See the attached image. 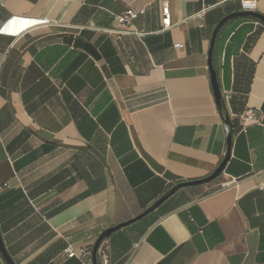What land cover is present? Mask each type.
I'll list each match as a JSON object with an SVG mask.
<instances>
[{
    "label": "crops",
    "instance_id": "crops-1",
    "mask_svg": "<svg viewBox=\"0 0 264 264\" xmlns=\"http://www.w3.org/2000/svg\"><path fill=\"white\" fill-rule=\"evenodd\" d=\"M245 1L0 0V231L17 264H92L103 231L219 167L209 51ZM213 64L240 128L230 159L111 235L108 264H264V23L229 20ZM248 110L260 122L241 130Z\"/></svg>",
    "mask_w": 264,
    "mask_h": 264
},
{
    "label": "water",
    "instance_id": "water-1",
    "mask_svg": "<svg viewBox=\"0 0 264 264\" xmlns=\"http://www.w3.org/2000/svg\"><path fill=\"white\" fill-rule=\"evenodd\" d=\"M237 17H253V18L261 21L262 23H264V16L263 15L258 14L255 11H243L242 10L239 12H234V13L229 14L226 17H224L218 23V25L216 26V28L213 32V35H212L211 46H210V51H209V58H208V66L210 69L211 85H212L213 94H214L217 106L220 110V113H221V115H222V117L226 123L227 129H228V140H227L228 151H227V154H226L224 160L221 162L219 167L212 174L207 176L206 178H203L200 180L185 181V182H180V183L175 184L162 197H160L154 204H152L149 208L144 210L141 214H139L135 218L128 220L126 222L120 223L116 226H112V227L106 229L105 231H103L93 246L92 255H91L92 256V264H108L109 263L108 257L106 255H104L102 252V247H103L104 242L111 235H113L115 232H117L118 230L123 229V228H125V227H127L133 223H136L137 221L142 220L144 217H146L148 214H150L151 212L156 210L160 205H162L170 196H172L174 193H176L179 189H181L183 187H190V186H195V185H201L204 183H209V182L213 181L214 179L218 178L222 174L224 167H225L226 163L228 162V160L230 159V155H231V147H232V139H233V134H232V126L233 125H232V121H231L230 117L225 112V99L223 97L222 90L220 87V83L218 81L217 72H216V69H215L214 64H213V50H214L216 38L218 36L220 29L229 20L237 18ZM0 252H1V254H2V256H3V258L7 264H17L14 261V259L11 257V255L9 254V252L6 248V245L4 243L1 231H0Z\"/></svg>",
    "mask_w": 264,
    "mask_h": 264
},
{
    "label": "built area",
    "instance_id": "built-area-1",
    "mask_svg": "<svg viewBox=\"0 0 264 264\" xmlns=\"http://www.w3.org/2000/svg\"><path fill=\"white\" fill-rule=\"evenodd\" d=\"M258 7L257 0H252V1H245L241 3V9L243 11H256ZM206 10H203L198 16L203 17L205 14ZM139 16V12L135 10H128L125 13L119 15L116 17L118 23L120 26L127 28L128 30H131L132 28V23L134 20H136ZM162 24L164 29H170L172 27V19H171V9H170V4L168 1L164 2L163 8H162ZM176 48L182 47V44H176ZM242 120V126L241 130H244L246 126L249 124H254V123H259L260 122V117L257 115L256 112L252 110H248L243 114L241 117ZM90 255V251L86 248L82 249L80 254L77 252L73 251L71 248L68 250V256L70 258L73 257H86Z\"/></svg>",
    "mask_w": 264,
    "mask_h": 264
},
{
    "label": "trees",
    "instance_id": "trees-1",
    "mask_svg": "<svg viewBox=\"0 0 264 264\" xmlns=\"http://www.w3.org/2000/svg\"><path fill=\"white\" fill-rule=\"evenodd\" d=\"M232 134L234 135L237 131H239L240 130V128L238 127V126H235L234 124H233V122H232Z\"/></svg>",
    "mask_w": 264,
    "mask_h": 264
}]
</instances>
